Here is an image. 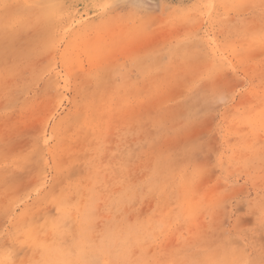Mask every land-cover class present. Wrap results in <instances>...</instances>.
Wrapping results in <instances>:
<instances>
[{
	"label": "rangeland",
	"instance_id": "rangeland-1",
	"mask_svg": "<svg viewBox=\"0 0 264 264\" xmlns=\"http://www.w3.org/2000/svg\"><path fill=\"white\" fill-rule=\"evenodd\" d=\"M0 264H264V0H0Z\"/></svg>",
	"mask_w": 264,
	"mask_h": 264
},
{
	"label": "water",
	"instance_id": "water-1",
	"mask_svg": "<svg viewBox=\"0 0 264 264\" xmlns=\"http://www.w3.org/2000/svg\"><path fill=\"white\" fill-rule=\"evenodd\" d=\"M144 1L147 4L154 5L157 4L159 0H141Z\"/></svg>",
	"mask_w": 264,
	"mask_h": 264
}]
</instances>
